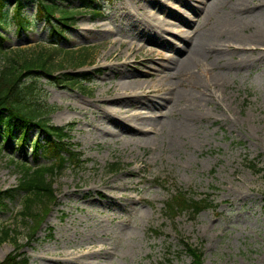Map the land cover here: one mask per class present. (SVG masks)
I'll use <instances>...</instances> for the list:
<instances>
[{
    "label": "rangeland",
    "instance_id": "obj_1",
    "mask_svg": "<svg viewBox=\"0 0 264 264\" xmlns=\"http://www.w3.org/2000/svg\"><path fill=\"white\" fill-rule=\"evenodd\" d=\"M236 2L230 0L227 7ZM100 3L101 15L78 14L66 38L59 41L65 49L89 48L87 65L62 72L76 74L82 86L50 78L37 77L34 82L40 101L58 107L50 114L51 123L72 125L70 146L81 161L67 163L54 177L56 203L31 241L19 216L24 192L16 190L22 178L17 165L22 160L37 163L32 143L45 136L35 128L21 146L16 139L8 144L0 135V191L15 190L0 206V226L17 230L29 264H190L192 257L180 237L203 250L204 264H264V171L252 166L256 163L264 169V32L260 33L264 22H259L264 20V0L254 1L256 10L245 17V30L236 38L219 39L257 49L232 52L225 46L231 51L222 57V64H227L202 61L200 70H195L197 82L189 76L171 73L164 78L156 75L157 70L151 75L144 71L167 56L182 54L181 35L191 38L195 31L203 32L202 26L214 24L215 17L201 16L202 0ZM65 5L81 7L78 0ZM25 12L31 21L25 29L18 28L12 12L1 28L3 47L11 56L19 49L31 56L32 48L51 43L50 26L34 19L35 3L30 2ZM154 15L173 22L174 29L180 15L191 21L190 26L179 27L189 30L185 34L173 33L171 26L156 21L161 37H167L177 52L137 34V22ZM165 28L170 31L164 33ZM129 45L137 48L132 54H121L119 61L111 57L126 53ZM126 57L129 64H121ZM60 60L62 55L57 57ZM4 62L0 54V68ZM111 63L117 65L111 68ZM135 79L153 91L142 98L144 104L131 95L110 106L124 111L120 116L125 119L137 112L161 118L163 125L156 126L149 140L123 132L113 121L115 115L105 113V105L98 101L112 96L111 85ZM181 91L198 99H184L177 107L175 97ZM21 132L17 130L18 137ZM38 159L49 161L43 154ZM113 162H119L120 171H107ZM174 188L197 199L208 197L212 204L197 215L184 211L172 219L165 212V201ZM14 248L12 241L0 244V264Z\"/></svg>",
    "mask_w": 264,
    "mask_h": 264
},
{
    "label": "trees",
    "instance_id": "obj_2",
    "mask_svg": "<svg viewBox=\"0 0 264 264\" xmlns=\"http://www.w3.org/2000/svg\"><path fill=\"white\" fill-rule=\"evenodd\" d=\"M68 1L70 0H0V54L5 56L4 65L0 68V135L8 144L16 139V144L24 146V143L29 141L30 131L36 128L39 134L45 136L43 139H35L32 143L37 155L36 162H39V154L49 160L47 163H36V166L22 160L17 165L22 178L16 190L24 192L19 216L27 224V239L31 241L56 203L54 177L61 173L67 163H75V159L77 162L81 161V155L70 146L72 125L51 123L50 114L58 107L41 102L42 97L34 83L38 77L54 79L61 84L82 86V81L76 74L62 72L68 68L76 70L87 65L90 59L89 48L65 49L59 47V41L66 38V34L77 22L78 14L93 11L94 14L101 15L103 11L101 0H78L81 3L80 8L66 6ZM103 1L106 3L115 0ZM30 2H34L37 9L34 19H41L50 26V46L32 48L31 56L23 49L14 51L11 56V53H6L7 48L3 47L2 43L3 22L12 12L18 28L25 29L31 23L25 12ZM59 55H62V60L57 61ZM57 72L60 74L54 75ZM29 80L32 83H28ZM18 129L22 130L19 137L16 134ZM252 166L257 172L264 171L256 163ZM107 170L118 172L121 165L119 162L110 163ZM14 191H0V206L4 205L6 198L13 197ZM211 204L208 197L197 199L190 193L176 188V192L165 202V212L172 219L184 211L197 215ZM8 241H12L15 248L1 264H29V257L21 252L24 245L19 241L17 230L10 225L0 226V244ZM180 241L184 251L192 257L190 264H204L203 250L200 247L189 243L184 237H180Z\"/></svg>",
    "mask_w": 264,
    "mask_h": 264
},
{
    "label": "bare ground",
    "instance_id": "obj_3",
    "mask_svg": "<svg viewBox=\"0 0 264 264\" xmlns=\"http://www.w3.org/2000/svg\"><path fill=\"white\" fill-rule=\"evenodd\" d=\"M196 1V0H195ZM255 0H237V2L227 7L230 0H202L203 5L201 7V16H208L209 19L213 16L215 17V22L212 24V22L207 26H202L203 32L199 34L198 31H195L193 36L190 37H182L181 39L184 41L185 46L181 50V53L178 57L172 58V57H166L164 60H162L161 63L156 64L157 67H154L153 65H148L147 68L151 69L150 71H144L145 74H153L154 70L159 71V77L164 76V78H169L168 76L172 73L177 75V77H184L189 76L188 78L192 79L193 82H197L199 80L198 74H195V70H200V64L202 61H207L208 59H213L214 62L217 65H221L224 67L227 63L222 64V57L224 54L230 49H232V52H239L243 51L244 53L248 51L256 50V48H246L247 46H243V43H230V41H222L220 42L219 39L222 37H234L241 32L245 30V17L250 12V16H253V13L256 4H254ZM227 7V8H226ZM254 9V10H253ZM196 13V12H195ZM203 14V15H202ZM197 16H200V14L197 13ZM185 17V16H184ZM180 15L179 22L175 24L178 26L177 29H174L172 27L173 22L167 20L165 17L161 15H154L151 17H145L143 20L138 21L135 29L137 34L142 36L145 40H147L149 43L154 44L158 47H163L167 50H174L177 52L176 48L172 44L170 40H168L167 37H161V30L158 28L159 24H157L156 21L160 20L165 26H171L168 28H173L174 32H181L179 34H185V32H189L187 29H179V27L182 26H190L191 21L188 20L187 17L184 18ZM212 17V18H213ZM187 18V19H186ZM260 23H263L264 20L261 19L259 21ZM180 25V26H179ZM200 23L196 27L198 29ZM260 33L264 32V23L260 26ZM168 30L165 28L163 31L166 33ZM129 50L127 49L126 53H123L122 51L114 54L111 56V54L107 56H104V59H109V57H114L115 61H119V57L121 54H128L133 53L137 48L133 45H129ZM225 46L229 47L230 49H226ZM111 50L114 48V42L111 43ZM141 49V48H138ZM226 49V51H224ZM150 51H153V48H150ZM230 51V52H231ZM262 51V50H259ZM130 54V55H131ZM177 54V53H176ZM128 57L122 59L125 60L121 64L128 65L129 63H125ZM119 64V63H118ZM117 63H111L109 67L113 68ZM140 72V71H139ZM162 72L164 74L162 75ZM155 74V73H154ZM128 75V74H127ZM195 80V81H194ZM184 81V80H183ZM138 85L137 88H132V86ZM110 89H112V96L109 98H104L102 100H98L103 106V111L105 113H110L111 115H115V119H113L114 123L120 127V129L123 132H133L136 134L143 135V140H149L151 138L150 134L156 133L157 128L159 124H162L160 119L157 118H151L148 117L145 112H137L135 113L131 118L125 119L121 117L120 115L124 112H120L119 109L115 110L110 105L118 104L119 102H122L123 99H129L127 97H130L131 95L134 96L133 99H137L141 101L144 104V101L142 98L149 96L153 91L149 89H144L142 84H139L138 80L135 79L134 81H129L128 83L118 82L113 85H111ZM188 95V96H187ZM188 97V98H187ZM188 102L190 99H198L197 96H193L192 94H186L184 92H180V94L175 97V102L177 104V107H179L182 103V100ZM209 101H212L211 98H207ZM152 102V101H151ZM108 104V105H107ZM151 105H154V103H151ZM156 106V105H154ZM114 117V116H113ZM119 118L120 120H116V118ZM163 125V124H162ZM160 126V125H159ZM108 171V170H107ZM116 173V172H112Z\"/></svg>",
    "mask_w": 264,
    "mask_h": 264
}]
</instances>
